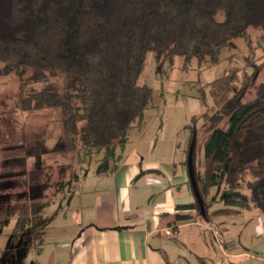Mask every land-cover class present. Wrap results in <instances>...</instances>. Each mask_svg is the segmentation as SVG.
Wrapping results in <instances>:
<instances>
[{
    "label": "trees",
    "instance_id": "16d2710c",
    "mask_svg": "<svg viewBox=\"0 0 264 264\" xmlns=\"http://www.w3.org/2000/svg\"><path fill=\"white\" fill-rule=\"evenodd\" d=\"M250 26L264 31V0H0V61L45 83L20 97L22 111L60 107L67 133L84 120L85 146H108L148 105L151 88L137 83L147 51L216 62L217 47ZM248 64L208 83L203 167L208 186L223 184L264 214V52Z\"/></svg>",
    "mask_w": 264,
    "mask_h": 264
},
{
    "label": "crops",
    "instance_id": "0c3cea01",
    "mask_svg": "<svg viewBox=\"0 0 264 264\" xmlns=\"http://www.w3.org/2000/svg\"><path fill=\"white\" fill-rule=\"evenodd\" d=\"M130 127L108 146L87 147L82 137L74 150L61 146L58 174L43 184L54 185L50 197L40 195L42 181L33 183L28 212L14 210L13 226L0 231V245L8 228L19 235L8 255L15 260L2 264H264L263 212L223 184L198 185L203 208L180 206L197 201L188 150L160 162L157 142L151 150L132 144ZM4 202L12 209L11 195Z\"/></svg>",
    "mask_w": 264,
    "mask_h": 264
},
{
    "label": "rangeland",
    "instance_id": "374dc122",
    "mask_svg": "<svg viewBox=\"0 0 264 264\" xmlns=\"http://www.w3.org/2000/svg\"><path fill=\"white\" fill-rule=\"evenodd\" d=\"M217 17H221L220 12ZM216 50V62H212L210 57L200 60L193 55H173L169 58L166 54L157 56L155 51H147L137 83L150 87L151 94L143 111V122L140 123L137 118L129 129L132 144L141 142L145 150L148 147L151 150L157 142L164 159L169 161L155 152L153 157L160 162L170 164L173 158L178 159L183 151L190 150L195 179L201 189L207 187L203 167L206 129L201 117L213 103L208 83L226 73L229 67L239 66L247 72L253 70L248 61H259L262 57L264 31L250 26ZM3 66L4 62L0 61V193L5 196L10 194L13 205L12 209H7L6 197L0 198V231L13 226L8 218L14 210L28 212V200L32 196L27 193L31 192L33 183L42 181L40 195L44 194L45 199L50 197L54 185L48 189L45 183L49 179L53 182L58 174L55 167L61 163V146L67 148V144L72 143L74 150L81 145V137H84V120L77 121V129H71L73 134L70 131L67 133V123L60 107L40 106L22 111L18 104L20 97L31 88L41 89L45 83L27 78L29 72L21 79L13 71L5 72ZM261 80H264V69L258 73L257 82ZM256 94L254 86L246 91L243 102ZM70 126L72 128V123ZM191 128L194 132L190 143ZM6 182L10 184L8 188L3 187ZM6 231L11 235L0 245V264L6 257L7 262L15 260L8 255L14 253L19 240L17 233L12 234L13 228Z\"/></svg>",
    "mask_w": 264,
    "mask_h": 264
},
{
    "label": "water",
    "instance_id": "95a60500",
    "mask_svg": "<svg viewBox=\"0 0 264 264\" xmlns=\"http://www.w3.org/2000/svg\"><path fill=\"white\" fill-rule=\"evenodd\" d=\"M190 152V150H189ZM187 169H188V175H189V180H190V184L193 190V193L199 203V206L201 208H203V201H202V197L201 194L199 192V188L195 179V175H194V168H193V161H192V155L191 153H188V157H187Z\"/></svg>",
    "mask_w": 264,
    "mask_h": 264
},
{
    "label": "built area",
    "instance_id": "2783aa9c",
    "mask_svg": "<svg viewBox=\"0 0 264 264\" xmlns=\"http://www.w3.org/2000/svg\"><path fill=\"white\" fill-rule=\"evenodd\" d=\"M212 230V234L214 236V239L216 240V242L220 243L221 242V237H220V233L219 230L215 227H211Z\"/></svg>",
    "mask_w": 264,
    "mask_h": 264
},
{
    "label": "flooded vegetation",
    "instance_id": "af4514ba",
    "mask_svg": "<svg viewBox=\"0 0 264 264\" xmlns=\"http://www.w3.org/2000/svg\"><path fill=\"white\" fill-rule=\"evenodd\" d=\"M67 145H68V144H67ZM5 193L7 194V192H5ZM9 195H10V194H9ZM6 196H8V194H7ZM6 196H5V197H6Z\"/></svg>",
    "mask_w": 264,
    "mask_h": 264
}]
</instances>
